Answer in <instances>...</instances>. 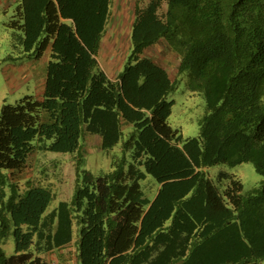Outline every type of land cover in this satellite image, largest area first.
<instances>
[{"label":"trees","instance_id":"obj_1","mask_svg":"<svg viewBox=\"0 0 264 264\" xmlns=\"http://www.w3.org/2000/svg\"><path fill=\"white\" fill-rule=\"evenodd\" d=\"M112 1L17 0L6 24L48 58L40 95L0 108V243L15 244L0 264H264V0H136L114 78L98 61ZM147 50L173 56V77ZM181 81L204 102L193 137L168 123ZM92 136L120 145L99 174L82 166ZM40 152L75 154L71 195L50 210ZM243 162L260 187L208 173Z\"/></svg>","mask_w":264,"mask_h":264},{"label":"rangeland","instance_id":"obj_2","mask_svg":"<svg viewBox=\"0 0 264 264\" xmlns=\"http://www.w3.org/2000/svg\"><path fill=\"white\" fill-rule=\"evenodd\" d=\"M135 1H112L111 13L98 54L100 66L112 78L116 77L129 51L128 31ZM13 9L14 7H11L6 12H0V108L4 103L14 104L25 95L37 97L40 92V75L37 76L35 68L37 67L36 63H41V59L36 61L32 54L23 52L21 45L16 41L19 32L13 31L6 25ZM166 53L162 52L163 55L161 53L156 55L153 50L145 52L147 56H152L155 62H164L173 77L175 59L171 54L166 56ZM167 98L172 101L171 114L168 117L169 125L178 129L184 138L196 136L198 134V119L204 112L202 98L198 94L190 92L184 81L179 82ZM84 145L85 153L82 166L94 174L109 170L111 157L120 153L119 144L108 152L100 150L94 136L89 137ZM36 163V166L45 168L46 180L55 190L56 198L50 202L48 206V210H50L58 204L60 199H68L71 195L75 154L40 152L37 154ZM219 170H224L239 179L243 185V192L260 187L263 180V176L258 174L249 162L234 166L219 163L208 169L209 175L219 189H222L226 182V180L221 182L215 180L214 175ZM141 185L145 194L152 197L154 186L157 188L153 178L147 175L146 179L141 181ZM73 237L76 238V226H74ZM0 246L6 255L14 253L15 244L11 233L2 240ZM69 254L70 252L65 253V259ZM55 258H57L56 255L52 254L50 259L54 261V264L56 263Z\"/></svg>","mask_w":264,"mask_h":264},{"label":"crops","instance_id":"obj_3","mask_svg":"<svg viewBox=\"0 0 264 264\" xmlns=\"http://www.w3.org/2000/svg\"><path fill=\"white\" fill-rule=\"evenodd\" d=\"M17 4V0H0V12H6L8 11L11 7H14L15 9V6ZM13 9V11H14ZM47 52L48 51H45L44 54L40 57V58H36V61L37 59H41V63L38 64L36 63L37 67L35 68L36 70V73H37V76L40 75V92H41V89H42V84H43V77H44V67H45V63L47 61ZM35 58V57H34ZM40 92L38 94V96L40 95Z\"/></svg>","mask_w":264,"mask_h":264}]
</instances>
